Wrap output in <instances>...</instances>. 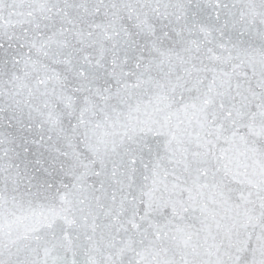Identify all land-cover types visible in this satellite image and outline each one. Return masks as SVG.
I'll list each match as a JSON object with an SVG mask.
<instances>
[{"label": "snow or ice", "instance_id": "6c2138e0", "mask_svg": "<svg viewBox=\"0 0 264 264\" xmlns=\"http://www.w3.org/2000/svg\"><path fill=\"white\" fill-rule=\"evenodd\" d=\"M0 264H264V0H0Z\"/></svg>", "mask_w": 264, "mask_h": 264}]
</instances>
